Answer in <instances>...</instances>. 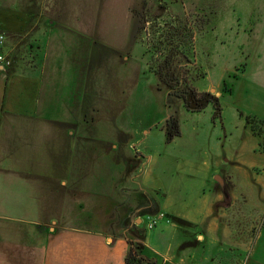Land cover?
Instances as JSON below:
<instances>
[{
	"label": "rangeland",
	"instance_id": "1",
	"mask_svg": "<svg viewBox=\"0 0 264 264\" xmlns=\"http://www.w3.org/2000/svg\"><path fill=\"white\" fill-rule=\"evenodd\" d=\"M262 2L0 0V56L9 62L0 66L21 71L39 59L32 56L37 47L50 54L47 65H62L64 92L67 78L79 110L93 118L88 146L78 140V170L110 163L99 202L79 213L78 227L132 239V224L161 250L155 235L168 221L170 261L178 247L182 264L190 253L198 264H264V138L246 121L264 133L255 119L264 117V97L254 86L264 82V41L243 32ZM48 21L57 24L50 42L44 41ZM7 129L1 122L0 133ZM16 129L14 141L25 144L30 137L18 135L30 133L31 125ZM169 133L178 136L170 140ZM28 164L33 172L32 158ZM18 176L0 180L1 195L45 194V187L22 185ZM5 199L1 214L13 209ZM153 217L156 225L148 229ZM143 257V264L154 261L147 252Z\"/></svg>",
	"mask_w": 264,
	"mask_h": 264
},
{
	"label": "crops",
	"instance_id": "2",
	"mask_svg": "<svg viewBox=\"0 0 264 264\" xmlns=\"http://www.w3.org/2000/svg\"><path fill=\"white\" fill-rule=\"evenodd\" d=\"M257 5L254 9L257 13L252 14L253 21L243 32H247L249 38L259 36L255 39L264 41V0ZM31 20H27V25L36 24L30 23ZM239 21L237 18V26ZM54 25L57 26L52 21L45 23V29L49 30L44 34V41H53L50 34ZM18 31L12 29V32ZM239 33L240 30L236 29V35ZM36 50L37 53L32 56H39V59L21 71L0 70V125L6 121L8 129L2 133H10L5 140L0 133V180L7 175L17 174L16 180L22 185L33 182L38 187H45L46 192L38 196L6 194L4 197L0 194L1 204L7 198V208L19 210L14 213L13 209H8L4 211L5 214L0 213V264H125L129 249L126 235L109 237L100 231L78 227L79 213L86 214L93 200L99 202L96 195L102 193L100 186H104L102 173L110 170V163L106 159L95 170H78V140L85 147L88 146V126L93 118L88 109L79 110L81 104L79 107L76 104V86H71L73 82L65 78L70 89L66 92L62 89V65L50 67L47 65V55L50 54L40 47ZM68 74L65 73L66 77ZM254 86L260 87L264 97V82ZM251 90L250 86L247 91ZM255 119L264 122V117ZM24 123L31 125V132L23 131L18 137L30 138L23 141L25 144H19L14 141L13 135L20 133L16 125ZM41 128H46L49 133H41ZM116 148L112 147L113 150ZM31 158L35 166L33 172H30L28 164ZM97 174L99 177L95 178ZM25 202H33V208L30 209L27 204L24 206ZM71 219L77 221L73 223ZM137 222L143 223V219H137ZM164 231L172 236L174 229L171 222H164L161 231L155 235L163 243L161 250L153 249L150 246L152 242L143 233L145 252L157 258V264H182L185 257L178 247L175 249L176 255L174 248L172 250V257L176 260L170 261L173 244L165 241ZM196 255L190 253L187 257L189 261L185 260V263L198 264L194 260Z\"/></svg>",
	"mask_w": 264,
	"mask_h": 264
},
{
	"label": "trees",
	"instance_id": "3",
	"mask_svg": "<svg viewBox=\"0 0 264 264\" xmlns=\"http://www.w3.org/2000/svg\"><path fill=\"white\" fill-rule=\"evenodd\" d=\"M159 76L162 77L163 75L159 74ZM168 87L172 89L173 86L168 84ZM181 98L183 101L185 100L184 94H181ZM204 107L205 106H202V108H204ZM246 121L250 125V130H251L252 134L255 136H258V137L261 136L263 139L264 136H262V135L264 133H262V129L256 130L253 126V123H252L253 121L251 122V119L249 120L247 117H246ZM257 123L264 125V122H262V121H257ZM170 133L168 134V136H169L168 139H170V140L174 136H178V133H175L174 136L171 135ZM127 232H128V235L130 237H132V239L130 240L128 237L126 238L129 249H128V252H127V255L125 258V264H143V262L145 260L143 257V254L145 253V247L143 245L144 236L132 224L128 225ZM151 258H153L154 261L156 259L154 256H152ZM154 261L148 260L147 264H156V262H154Z\"/></svg>",
	"mask_w": 264,
	"mask_h": 264
},
{
	"label": "built area",
	"instance_id": "4",
	"mask_svg": "<svg viewBox=\"0 0 264 264\" xmlns=\"http://www.w3.org/2000/svg\"><path fill=\"white\" fill-rule=\"evenodd\" d=\"M1 39V38H0ZM0 65H3V66H7L9 65V62L6 61L4 59V57L0 56ZM159 218H163V214L162 213H159L158 216ZM156 222H157V218L156 217H153L149 220L148 224H147V228L148 229H152L155 225H156Z\"/></svg>",
	"mask_w": 264,
	"mask_h": 264
},
{
	"label": "water",
	"instance_id": "5",
	"mask_svg": "<svg viewBox=\"0 0 264 264\" xmlns=\"http://www.w3.org/2000/svg\"><path fill=\"white\" fill-rule=\"evenodd\" d=\"M3 66H0V70H3ZM216 178V181L220 182V179L218 177H215Z\"/></svg>",
	"mask_w": 264,
	"mask_h": 264
},
{
	"label": "flooded vegetation",
	"instance_id": "6",
	"mask_svg": "<svg viewBox=\"0 0 264 264\" xmlns=\"http://www.w3.org/2000/svg\"><path fill=\"white\" fill-rule=\"evenodd\" d=\"M226 195V194H225Z\"/></svg>",
	"mask_w": 264,
	"mask_h": 264
}]
</instances>
